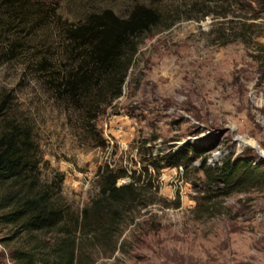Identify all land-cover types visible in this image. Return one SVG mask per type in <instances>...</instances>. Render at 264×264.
Segmentation results:
<instances>
[{"label": "rangeland", "instance_id": "rangeland-1", "mask_svg": "<svg viewBox=\"0 0 264 264\" xmlns=\"http://www.w3.org/2000/svg\"><path fill=\"white\" fill-rule=\"evenodd\" d=\"M139 3L189 20L142 37L124 95L94 126L98 141L55 92L70 63L66 30L105 10L127 17ZM17 7L0 5V102L7 107L0 130L9 121L32 129L43 179L61 175L62 194L75 210L97 195L102 167L136 177L147 167L157 175L144 191L152 204L135 213L114 255L94 253L95 264H264V191L222 197L212 190L204 199L199 162L188 173L165 168L156 174L151 158L205 144L216 146L208 155L212 167L242 153L264 167V158L244 144L264 153V0H29ZM207 11L229 16L197 20ZM241 13L254 25L243 28ZM225 28L245 36L229 42ZM44 60L47 70L40 69ZM9 234L0 227V264H15L10 250L23 245L6 246Z\"/></svg>", "mask_w": 264, "mask_h": 264}, {"label": "trees", "instance_id": "trees-1", "mask_svg": "<svg viewBox=\"0 0 264 264\" xmlns=\"http://www.w3.org/2000/svg\"><path fill=\"white\" fill-rule=\"evenodd\" d=\"M28 1L0 0V5L18 12L21 8L17 6L22 7ZM211 14L229 16L228 11H207L197 20ZM242 14L239 16L242 27L253 26L244 22L251 18ZM170 18L160 9L139 3L127 17L105 10L68 25V38L64 41L70 63L60 70L64 74L59 75L55 92L79 111L92 138L97 139L94 126L104 108L124 95L142 37L155 29L169 30L181 19L189 20ZM226 31L227 28L229 42L245 36L243 31L237 36ZM49 66V61L40 63L41 70ZM6 113L7 107L0 102V122ZM101 144L106 148L105 143ZM215 149V145L189 144L163 157H151L152 164L156 174L165 168H179L188 173L190 166L199 162L196 172L204 178L207 189L202 193L204 199L212 190L222 197L250 189L264 191L263 163L242 153L236 157L231 154L212 167L208 155ZM41 160L32 129L7 122L0 130V227L10 228L9 236L3 239L6 246L14 241L23 242L10 250L11 260L15 264H95V252L105 257L114 255L125 227L135 220V213L152 204L144 191L152 189L157 175L147 167L139 177L124 169L102 167L97 174V195L79 211L63 196L61 175L51 182L43 179ZM125 178L129 182L119 184ZM86 242L93 251L86 250Z\"/></svg>", "mask_w": 264, "mask_h": 264}, {"label": "water", "instance_id": "water-1", "mask_svg": "<svg viewBox=\"0 0 264 264\" xmlns=\"http://www.w3.org/2000/svg\"><path fill=\"white\" fill-rule=\"evenodd\" d=\"M251 147L257 151V153L260 155L261 158H264V153L260 151L259 147L257 146H251Z\"/></svg>", "mask_w": 264, "mask_h": 264}, {"label": "bare ground", "instance_id": "bare-ground-1", "mask_svg": "<svg viewBox=\"0 0 264 264\" xmlns=\"http://www.w3.org/2000/svg\"><path fill=\"white\" fill-rule=\"evenodd\" d=\"M245 145H250V146H257L255 144H253L252 142H244ZM258 147V146H257ZM261 151V150H260ZM262 152V151H261Z\"/></svg>", "mask_w": 264, "mask_h": 264}]
</instances>
